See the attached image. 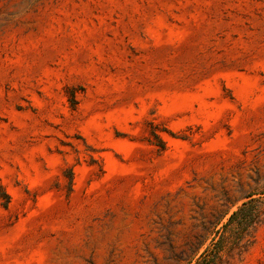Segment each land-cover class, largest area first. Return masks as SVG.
Returning <instances> with one entry per match:
<instances>
[{
  "label": "rangeland",
  "instance_id": "rangeland-1",
  "mask_svg": "<svg viewBox=\"0 0 264 264\" xmlns=\"http://www.w3.org/2000/svg\"><path fill=\"white\" fill-rule=\"evenodd\" d=\"M221 236L214 264H264V0H0V264Z\"/></svg>",
  "mask_w": 264,
  "mask_h": 264
},
{
  "label": "trees",
  "instance_id": "trees-1",
  "mask_svg": "<svg viewBox=\"0 0 264 264\" xmlns=\"http://www.w3.org/2000/svg\"><path fill=\"white\" fill-rule=\"evenodd\" d=\"M70 184H72V177L69 181ZM6 204L9 202V196L6 194ZM254 199H250L247 201H244L242 205L232 212V214L229 216L228 221L224 224V226L228 225H235L239 226L240 230L246 229L251 224L254 223L255 219L258 216V209L256 206L253 205ZM222 236L219 237L217 240L213 242V245L211 247H208L200 257L203 256L204 264H214L212 259L215 257H219L220 252L224 248ZM199 264V263H198Z\"/></svg>",
  "mask_w": 264,
  "mask_h": 264
}]
</instances>
